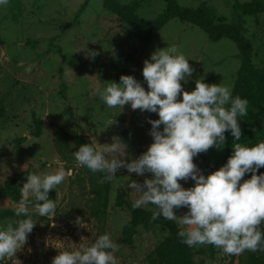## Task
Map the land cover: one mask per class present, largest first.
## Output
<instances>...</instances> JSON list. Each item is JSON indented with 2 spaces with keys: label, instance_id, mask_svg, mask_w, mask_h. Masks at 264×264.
Masks as SVG:
<instances>
[{
  "label": "rangeland",
  "instance_id": "1",
  "mask_svg": "<svg viewBox=\"0 0 264 264\" xmlns=\"http://www.w3.org/2000/svg\"><path fill=\"white\" fill-rule=\"evenodd\" d=\"M102 1L8 0L0 6V169L8 170L4 183L0 175V186L27 167L33 172L54 171L58 167L66 170L64 180L50 189L56 196L55 212L35 219L25 243L13 257L0 259V264H51L59 250L90 243L105 232L117 242L116 264H159L154 251L166 237V230L141 224L132 244L125 245L120 230L128 212L114 206L118 188L131 203L135 199V193L127 186L128 178L142 183L144 176L151 174L137 176L123 167L117 169L116 176L109 180L105 213L95 214L100 195L95 193L93 184L100 183V177L78 164L72 155L81 143L100 146L97 142L111 143L115 135L127 145L125 151L130 157L135 158L151 142L148 119L157 118V114L132 109L127 104L121 111L110 108L95 94L96 85L119 82L121 74H131L147 89L141 73L143 59L155 48L175 43L194 69L187 82H181L185 90L194 88V80L202 76L205 82L230 84L233 93L240 62L233 42L226 38L210 41L201 29L177 19H170L156 31L143 33L122 23L104 8ZM118 1L134 4V13L146 21L164 10L162 0ZM175 1L188 9L204 5L211 11L214 23L238 21L241 35L251 45V63L264 73V0L262 11L254 15L235 12L233 8L251 0ZM90 51L96 55L89 56ZM35 119L41 122L37 138L33 136ZM239 124V142L253 144L264 140L260 114L248 110ZM225 138L222 146H211L193 157L201 171L208 162L218 168L226 161L236 141H232L228 131ZM260 172H264V166L257 169V174ZM250 175L245 173L242 179ZM180 183L189 187L193 181L189 178ZM14 207L8 196H0V209ZM139 207L150 211L148 206ZM186 211L185 206L174 208L178 216ZM77 216L82 223L76 222ZM11 221L2 219L0 225ZM206 247L207 244L196 245V263L227 264L233 258L234 264H244L251 251L226 254L215 246L214 255L209 257L200 252Z\"/></svg>",
  "mask_w": 264,
  "mask_h": 264
},
{
  "label": "clouds",
  "instance_id": "2",
  "mask_svg": "<svg viewBox=\"0 0 264 264\" xmlns=\"http://www.w3.org/2000/svg\"><path fill=\"white\" fill-rule=\"evenodd\" d=\"M7 2L0 0V6ZM187 58L178 45L166 44L142 61L147 89L131 74H121L119 82L96 85L95 94L110 108L121 111L127 104L157 114V118L148 119L151 142L144 151L131 158L125 151L127 145L114 135L111 143L97 142L100 146L81 143L72 155L91 172L102 173L104 180H112L121 167L137 176L150 173L142 183L128 178L127 186L135 193L131 206H148L153 220L162 216L176 221L182 226L177 231L181 243L190 247L212 244L226 254L264 251V172L257 174L264 166V140L239 142V120L247 114L249 101L233 95L230 84L205 82L202 76L194 80V88L185 90L181 82H187L194 71ZM225 131L236 141L232 152L221 166L205 175L193 157L211 146H222ZM5 169H0L3 183ZM245 173L251 175L242 179ZM65 176L63 167L26 175L13 209L16 218L0 225V259L13 257L27 240L35 222L30 208L41 217L55 212L56 201L49 198V190ZM189 178L192 185L182 186L180 181ZM181 206L187 211L178 216L174 208ZM76 222L82 223L79 216ZM117 246L105 232L90 243L59 250L51 264H116Z\"/></svg>",
  "mask_w": 264,
  "mask_h": 264
},
{
  "label": "trees",
  "instance_id": "3",
  "mask_svg": "<svg viewBox=\"0 0 264 264\" xmlns=\"http://www.w3.org/2000/svg\"><path fill=\"white\" fill-rule=\"evenodd\" d=\"M164 10L154 19L146 21L138 17L134 13V4H122L118 0H103V6L107 10L114 13L122 23L133 26L143 33H150L160 29L170 19H177L192 26L201 29L208 40L216 41L220 38H226L233 42L238 50L240 62L237 70L236 81L234 85L233 95L246 97L249 101L248 110L252 114H260L264 120V73L256 69L250 60L251 45L241 33V25L238 21L233 23H214L211 11L204 5H200L195 9H188L179 6L175 0H162ZM235 12H241L246 15H254L262 11L263 5L261 0H251V2L238 3L233 6ZM34 137H39L41 133V122L38 119L34 120ZM23 141L24 138H21ZM216 169V167L208 162L204 170L205 175ZM33 170L30 167L16 173L9 182L0 186V196H8L15 203L19 199V188L26 180V175ZM100 177V183H95V193L100 195L98 205L101 207L94 208L95 214L104 215L107 193L110 187V181L102 178V173L97 172ZM49 198L55 200L56 196L52 190H49ZM114 206L123 208L128 212V219L123 221L121 225V241L125 245L130 246L133 242V237L136 233V228L141 224H149L161 226L167 232L166 237L156 246L155 256L159 264H202L193 259L197 252L196 246H188L181 243L177 236L179 229L177 223L171 220H165L162 216L155 220L151 218V211L142 207L133 208L131 202L124 196L121 188L116 190L114 198ZM34 220L41 217L36 212L30 211ZM9 218L12 221L16 218L14 211L7 208L0 209V221ZM264 231V226H262ZM207 253L212 257L215 253V246L207 244L206 249L200 251ZM227 264H234L231 258ZM244 264H264V251L256 250L249 251Z\"/></svg>",
  "mask_w": 264,
  "mask_h": 264
}]
</instances>
